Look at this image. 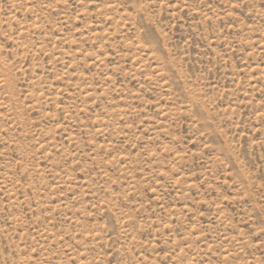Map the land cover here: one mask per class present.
Returning <instances> with one entry per match:
<instances>
[{"label": "rangeland", "instance_id": "1", "mask_svg": "<svg viewBox=\"0 0 264 264\" xmlns=\"http://www.w3.org/2000/svg\"><path fill=\"white\" fill-rule=\"evenodd\" d=\"M0 264H264V0H0Z\"/></svg>", "mask_w": 264, "mask_h": 264}]
</instances>
